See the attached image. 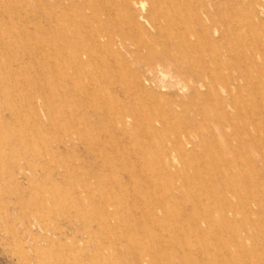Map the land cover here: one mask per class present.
<instances>
[{"label": "rangeland", "instance_id": "obj_1", "mask_svg": "<svg viewBox=\"0 0 264 264\" xmlns=\"http://www.w3.org/2000/svg\"><path fill=\"white\" fill-rule=\"evenodd\" d=\"M43 263L264 264V0H0V264Z\"/></svg>", "mask_w": 264, "mask_h": 264}, {"label": "bare ground", "instance_id": "obj_2", "mask_svg": "<svg viewBox=\"0 0 264 264\" xmlns=\"http://www.w3.org/2000/svg\"><path fill=\"white\" fill-rule=\"evenodd\" d=\"M197 155V154H196ZM83 199V198H82ZM11 229V228H10ZM115 233V232H114ZM208 237V236H207ZM213 243V242H212ZM213 246V245H212ZM44 264V263H43Z\"/></svg>", "mask_w": 264, "mask_h": 264}]
</instances>
